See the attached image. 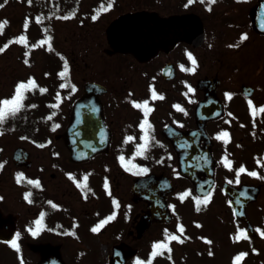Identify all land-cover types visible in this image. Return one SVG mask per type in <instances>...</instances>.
<instances>
[{
	"label": "flooded vegetation",
	"instance_id": "1",
	"mask_svg": "<svg viewBox=\"0 0 264 264\" xmlns=\"http://www.w3.org/2000/svg\"><path fill=\"white\" fill-rule=\"evenodd\" d=\"M257 2L198 3L197 12L206 31L200 45L179 42L167 51L160 50L149 61H139L131 54L115 52L107 44L110 74L68 79L58 93L46 97L45 140L38 143L45 156L42 165L13 166L8 172L12 189L17 176L38 184L28 183L25 199L18 203L25 205L24 212L16 211L17 203L7 209L0 201L1 215L15 218L17 228L11 242L0 240V245L11 251L5 256L15 262L37 264L40 255L31 251L29 244H51L60 248L65 262L76 264L87 256L84 247L72 248L74 259L70 260L66 246L96 243L106 245L108 260L114 246H121L120 251L124 252L136 249L137 254L127 263L132 264L141 258L153 227L180 224L184 226L183 233L175 228L173 234L183 242H174L172 264H264V205L258 203L264 192V88L257 78V46L264 47V34L253 28L250 16ZM165 65L176 74L173 81L163 77ZM201 81H206V85ZM90 83L105 90L93 88L95 93L86 95ZM209 95L214 100L206 103ZM200 104L203 111L199 115L208 118L205 129L218 162L215 190L223 193L225 181L240 186L257 184L260 178L261 194L240 217L231 206L204 207L202 213L196 212L202 216H193L190 225L181 222L180 212L173 209L170 224L153 223L145 231L138 223L147 204L143 198L133 200V185L144 175L142 167L146 164L168 176L172 168L177 169V144L192 145L194 136L184 141L170 130L197 129ZM72 120L76 133L88 140L94 135L99 140L91 146L106 150L78 164L67 163V149L60 137ZM201 144L204 146L205 141ZM111 166H118L120 173H111ZM241 168L245 171L240 172ZM66 182L70 185L68 192ZM104 200L108 202L107 214L101 215ZM128 204L140 209L132 213L125 210ZM59 262L58 259L54 264ZM0 264L4 263L0 260Z\"/></svg>",
	"mask_w": 264,
	"mask_h": 264
},
{
	"label": "rangeland",
	"instance_id": "2",
	"mask_svg": "<svg viewBox=\"0 0 264 264\" xmlns=\"http://www.w3.org/2000/svg\"><path fill=\"white\" fill-rule=\"evenodd\" d=\"M60 3L62 5L61 7L60 5L58 6L59 11H57L56 6ZM60 3L56 2L53 4L51 0H0V24L3 27L5 26L4 29L2 27L4 31L0 32V101L4 97L7 99L13 98L18 84H27L30 80L35 81V87L31 88L33 91L31 89L24 91L25 98L30 97L29 101L34 103L33 107L37 106L34 111L35 115L28 114L27 121L33 117V121H36L37 118L35 116L41 114L44 106L38 108L36 103L37 100L41 101L43 96L41 93H53L57 85L65 79L71 77H102L110 74L105 53V48L107 47L105 28L110 19H113L121 12L136 8L161 9L164 13L176 10L182 11L185 8L183 6L184 0H109L112 5L108 8L101 0H61ZM35 4H39V9L42 12L44 11L42 15H46L47 11L50 10L48 16L41 17V11L36 12L37 7L34 6ZM73 6L76 7L75 12L67 14V11L71 10ZM37 14L39 22L35 23ZM43 25L46 28H42V30L45 31L47 29L50 40L48 35L41 36L38 27ZM21 37H25V39L21 40ZM257 56V78L259 86L264 88V69L260 71L264 64V47L261 45L257 46ZM63 59L64 64L61 65ZM58 67L63 68L64 71L57 73L56 69ZM62 73L64 75H61ZM181 77L183 78L184 74ZM15 84L17 85L15 86ZM42 89L44 91H41ZM13 121L17 120H13L8 115L5 121L0 124V165L2 167L6 164L4 169L2 167V170H0V196L4 198L2 204L5 208H12L13 203H17L16 211L24 212L25 205L21 203L20 206L18 203L21 202L25 192L21 188L14 187V185L12 189L11 178L8 176V171L12 164L11 155L17 147L22 146L30 152L33 164L42 165L45 156L43 149L33 144L35 141L24 140V134L21 133L20 127L17 128ZM18 122H22V119ZM25 122L23 121L22 123ZM36 127L32 131H35ZM38 132L40 131L36 132V137L41 134ZM67 161L68 156H66ZM117 169H119L118 166H111V173H120ZM142 169L148 172L149 170L156 171L157 168L153 165H145ZM69 188L70 185L66 182V192L69 191ZM179 188L181 187L179 186ZM179 197L175 196L174 198L178 203H181ZM225 201L226 198L222 194L216 193V195L209 197L206 205H211L212 202L225 205ZM173 203L175 201L173 200L172 202L171 200L172 205ZM258 203L261 206L264 205V192ZM129 206L131 205L128 204L125 210L130 209L132 213L140 209V207L131 208ZM107 207L108 202L102 201L101 215L107 214ZM181 211V215L185 218L184 222L191 225L194 219L191 217L192 214L186 213L188 211L185 209ZM161 228L160 226H155L147 235V240L144 242L143 250L141 251L142 254H147L151 243L155 246L158 244L163 245V240L159 239L160 234L162 232L163 236V233L168 231ZM155 246H153L154 252L157 249ZM164 247H173L171 256L165 253ZM164 247L160 248L161 253H165V255H163L162 262L159 264H170L174 245L170 242ZM66 248L68 250L67 257L70 260L74 259L70 254L72 248L76 250L83 248L85 250L84 256H87L78 259L76 261L77 264H109L106 245L86 243L84 246H79L71 244L67 245ZM6 252L0 247V260L4 264H16V262L18 264H26L23 260L13 261L9 256H5ZM196 264H203V261H196Z\"/></svg>",
	"mask_w": 264,
	"mask_h": 264
},
{
	"label": "water",
	"instance_id": "3",
	"mask_svg": "<svg viewBox=\"0 0 264 264\" xmlns=\"http://www.w3.org/2000/svg\"><path fill=\"white\" fill-rule=\"evenodd\" d=\"M261 9H264V0L258 6V10L252 13L255 19V26L261 23L257 15L258 11L262 12ZM191 30L194 31V38H203V24L194 16L183 15L163 19L155 14L139 12L123 15L113 21L107 29V36L118 50L132 52L137 57H141L144 55L151 56L156 52L158 47L172 45L177 39L190 37L192 34ZM88 94H91L90 91H88ZM71 142H67V145L70 148L71 158L76 160L79 158V150ZM149 181L153 182L150 185L153 190H156L158 184L164 182L161 177L145 179V182ZM137 192L136 189L135 193ZM149 215H155V213L150 211ZM6 230L9 231V228H6ZM37 250H40L42 254L40 264H46L50 257H55L62 262L59 253V257L57 254L50 255L51 252L49 253L50 256L46 257L45 253L47 249L44 246H38Z\"/></svg>",
	"mask_w": 264,
	"mask_h": 264
},
{
	"label": "snow or ice",
	"instance_id": "4",
	"mask_svg": "<svg viewBox=\"0 0 264 264\" xmlns=\"http://www.w3.org/2000/svg\"><path fill=\"white\" fill-rule=\"evenodd\" d=\"M212 2H215V0H212ZM2 27H3V25L0 24V29H2ZM20 39L24 40L25 37H21ZM26 63H27V61H26ZM193 63H195L194 60H193ZM61 75H64V74L62 73ZM32 87H35V81L30 80L27 84L20 83L17 85V87L15 89V95L13 96V98L4 99V100L0 101V124H2L5 121V119L7 118L8 115L14 116L17 112H19L23 108L22 101L25 99L24 91L30 90ZM41 91H44V90L42 89ZM134 106L139 107V105H134ZM145 107H147V102H145ZM261 111L264 112V109H261ZM145 115H147V113ZM144 124H147V120L144 121ZM141 127L143 128V124L141 125ZM223 135L227 136V133H224ZM129 139H131V138H129ZM121 159H123V157H121ZM239 171L243 172L245 170L243 168H241ZM252 175H255V173H252ZM29 183H37L38 184V182H32V181H29ZM95 230L96 229H93V231H95ZM178 231L182 234L183 233V227L181 226V228ZM171 239L178 240L181 243L183 242L182 240L179 239L178 236H172ZM13 246H15V243L13 244ZM155 247L161 248V247H163V245L158 244Z\"/></svg>",
	"mask_w": 264,
	"mask_h": 264
}]
</instances>
